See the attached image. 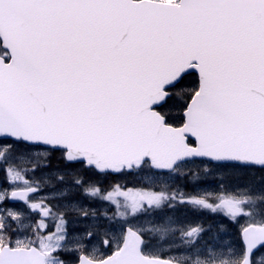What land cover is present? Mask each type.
<instances>
[{"label": "water", "instance_id": "95a60500", "mask_svg": "<svg viewBox=\"0 0 264 264\" xmlns=\"http://www.w3.org/2000/svg\"><path fill=\"white\" fill-rule=\"evenodd\" d=\"M0 40V139L63 150L100 174L145 161L164 172L196 159L264 167V0H0ZM189 74L198 89L184 124L166 125L155 109ZM243 241L250 264L264 228ZM141 246L127 228L118 252L78 264H174ZM0 264L45 256L4 246Z\"/></svg>", "mask_w": 264, "mask_h": 264}, {"label": "rangeland", "instance_id": "374dc122", "mask_svg": "<svg viewBox=\"0 0 264 264\" xmlns=\"http://www.w3.org/2000/svg\"><path fill=\"white\" fill-rule=\"evenodd\" d=\"M196 90L185 82L173 92L188 102ZM178 105L175 97L165 110L173 122L186 104ZM58 158L46 147L0 140V247L35 246L46 264H77L81 253L98 261L119 249L128 227L147 237L146 256L239 264L242 230L264 225V169L193 161L175 174L146 168L110 179ZM16 192L24 201L9 199ZM166 201L171 206L158 207ZM253 264H264V248Z\"/></svg>", "mask_w": 264, "mask_h": 264}, {"label": "trees", "instance_id": "16d2710c", "mask_svg": "<svg viewBox=\"0 0 264 264\" xmlns=\"http://www.w3.org/2000/svg\"><path fill=\"white\" fill-rule=\"evenodd\" d=\"M185 82L193 83L194 85L197 84V83H196V77H195L194 75H190V76L185 77V78L182 80V82H181L180 84L185 83ZM180 84H179V85H180ZM179 85H178V86H179ZM178 86H177V87H178ZM175 97L178 98V102L180 103V105H182V107L186 104V102H187V100H188V99H187V100H184V99H183L184 95H176V93L172 92L171 98L167 101L166 106L163 107V108H160L158 111L161 113V115H162L163 117H165L166 122H167L168 124L177 127V126H180L181 123H182V117H181V115H179V118L176 119V122H177V123H176L175 121L173 122V121L170 119V115L165 111L166 108L169 106V104L171 103V101H172ZM182 107H181V108H182ZM181 108H180L179 105L177 106V110H180ZM54 153H55V157L59 156L60 158H58V159L63 160V153H62V152H54ZM54 153H53V154H54ZM51 159H53V157H52ZM109 178H110V179H113L114 177L111 176V177H109ZM0 224H2V222H1Z\"/></svg>", "mask_w": 264, "mask_h": 264}, {"label": "flooded vegetation", "instance_id": "af4514ba", "mask_svg": "<svg viewBox=\"0 0 264 264\" xmlns=\"http://www.w3.org/2000/svg\"><path fill=\"white\" fill-rule=\"evenodd\" d=\"M205 164H207V163H205ZM207 165H209V164H207ZM181 165H179L178 167H180ZM149 166H148V164L146 163V164H144L143 166H142V168L140 169V170H142V169H146V168H148ZM177 167V168H178ZM138 171L139 170H137V171H135V172H133L134 173V175L136 174V173H138ZM175 172V171H174ZM173 172V173H174ZM152 173L153 174H155L156 176H165V175H169V174H167V173H162V172H154V171H152ZM172 173V174H173ZM175 174V173H174ZM180 201H178L177 203H179ZM166 203H167V201L165 202V203H161L160 205H159V208H164V207H168V206H166ZM225 207H228V206H225ZM143 239H144V241H145V243H147V237L146 236H143ZM243 247V246H242ZM264 247H262L261 249H259L257 252H255V254H253L252 256H251V264H253V257L257 254V253H259L262 249H263ZM243 256H244V247H243ZM160 258H162V259H165V258H163V257H160Z\"/></svg>", "mask_w": 264, "mask_h": 264}, {"label": "bare ground", "instance_id": "6f19581e", "mask_svg": "<svg viewBox=\"0 0 264 264\" xmlns=\"http://www.w3.org/2000/svg\"><path fill=\"white\" fill-rule=\"evenodd\" d=\"M30 178H31V177H30ZM32 184H33V183H32ZM37 191H41V189H38ZM31 197H32V196H31ZM33 197H34V196H33ZM33 197H32V198H33ZM57 198H58V197H57ZM59 198H60V197H59ZM52 200H53V199H52ZM35 202H36V201H35ZM54 202H55V201H54ZM68 204H69V203H68ZM84 210H85V209H84ZM79 212H80V211H79ZM79 212H78V213H79ZM81 212H82V211H81ZM84 213H86V212H84ZM87 213H88V212H87ZM68 215H69V214H68ZM70 216H71V215H70ZM68 217H69V216H68ZM69 218H70V217H69ZM27 222L30 223V220H27ZM28 223H27V226L29 225ZM73 224H74V223H73ZM30 226H31V225H30Z\"/></svg>", "mask_w": 264, "mask_h": 264}]
</instances>
